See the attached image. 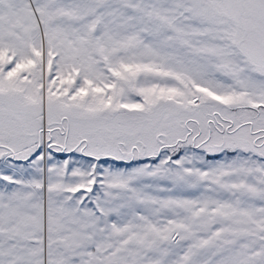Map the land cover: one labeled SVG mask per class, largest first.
I'll list each match as a JSON object with an SVG mask.
<instances>
[{"label":"snow or ice","instance_id":"6c2138e0","mask_svg":"<svg viewBox=\"0 0 264 264\" xmlns=\"http://www.w3.org/2000/svg\"><path fill=\"white\" fill-rule=\"evenodd\" d=\"M0 264H264V0H0Z\"/></svg>","mask_w":264,"mask_h":264}]
</instances>
